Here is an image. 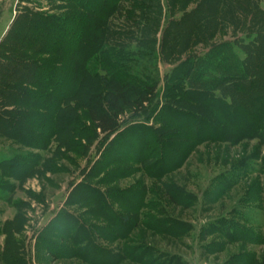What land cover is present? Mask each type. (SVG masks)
Instances as JSON below:
<instances>
[{
  "label": "trees",
  "instance_id": "1",
  "mask_svg": "<svg viewBox=\"0 0 264 264\" xmlns=\"http://www.w3.org/2000/svg\"><path fill=\"white\" fill-rule=\"evenodd\" d=\"M56 2L64 7L48 12L20 8L0 43L1 138L20 148L46 150L59 133L73 135L76 111L83 110L89 134L114 136L113 143L122 140L131 151L128 138L134 139L139 155L133 163L143 165L145 175L154 180L179 169L203 143L264 144V11L258 0H199L192 9L193 0ZM165 6L168 26L181 31L188 22L187 30L197 32L195 36L209 32L212 38L231 28L233 39L187 58L162 77L154 44L144 34L151 21L148 13L154 11L160 19ZM236 50L243 60H237ZM227 56L234 62L220 69L214 60ZM87 82L93 87L83 88ZM239 92L260 105L256 114L239 105ZM28 119L32 127L23 132L36 142L17 134ZM150 120L159 127L148 125ZM185 120L187 126L181 123ZM11 155L0 161V170L11 166L17 171L23 163L17 178L32 173V155ZM121 222L124 226L127 219ZM9 248L4 245L0 263L11 260L4 258Z\"/></svg>",
  "mask_w": 264,
  "mask_h": 264
},
{
  "label": "rangeland",
  "instance_id": "2",
  "mask_svg": "<svg viewBox=\"0 0 264 264\" xmlns=\"http://www.w3.org/2000/svg\"><path fill=\"white\" fill-rule=\"evenodd\" d=\"M0 3L6 16L0 32L22 7L45 12L64 7L56 0ZM258 6L264 11V0H258ZM165 10L160 19L154 11L148 13L151 21L144 34L145 41L154 44L162 77L187 58L233 39L231 28L213 38L209 32L195 36L197 32L187 30L188 22L177 30L166 25ZM261 50L264 54V47ZM236 53L237 60L244 59ZM232 62L229 56L214 60L223 70ZM163 87L161 82L159 90ZM237 94L239 105L256 114L260 105L250 102V95ZM30 120L21 123L17 134L36 142L23 132L32 127ZM181 123L187 126L188 120ZM75 126L72 136L59 133L43 151L20 148L0 137V161L12 152L32 155L35 161L32 173L21 178L17 175L23 163L17 164V171L1 167L0 254L10 244L4 258L11 260L0 264H264V144L203 143L179 169L154 180L145 175L143 165L133 163L139 155L134 139L128 138L131 151L122 140L113 143L114 136L89 134L86 112L79 109Z\"/></svg>",
  "mask_w": 264,
  "mask_h": 264
},
{
  "label": "crops",
  "instance_id": "3",
  "mask_svg": "<svg viewBox=\"0 0 264 264\" xmlns=\"http://www.w3.org/2000/svg\"><path fill=\"white\" fill-rule=\"evenodd\" d=\"M14 16L15 17H13V16L11 17L10 16V18L8 19V23L3 26V29L0 32V43L5 39V37H6L7 33H8V30L10 29V27H11V25H12V23L15 20L17 15L14 14ZM5 17H4V12L1 13V11H0V23H3L5 21V20H3Z\"/></svg>",
  "mask_w": 264,
  "mask_h": 264
}]
</instances>
